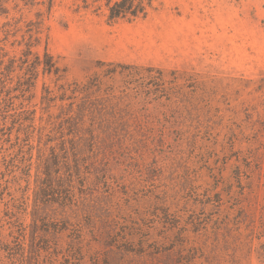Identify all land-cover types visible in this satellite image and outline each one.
Returning <instances> with one entry per match:
<instances>
[{"label": "rangeland", "instance_id": "374dc122", "mask_svg": "<svg viewBox=\"0 0 264 264\" xmlns=\"http://www.w3.org/2000/svg\"><path fill=\"white\" fill-rule=\"evenodd\" d=\"M107 12L0 4V264H264V0Z\"/></svg>", "mask_w": 264, "mask_h": 264}, {"label": "trees", "instance_id": "16d2710c", "mask_svg": "<svg viewBox=\"0 0 264 264\" xmlns=\"http://www.w3.org/2000/svg\"><path fill=\"white\" fill-rule=\"evenodd\" d=\"M4 0H0L2 4ZM86 6L96 5L97 9H100L102 6H105L107 9V17L111 22H117L120 20L134 21L139 18L145 17L150 9L153 8L154 3L157 0H80ZM30 54V50L28 51ZM47 60L44 61V70L55 74H58L60 68L56 65V62L53 61V57L46 53ZM37 62H34L31 70L34 71L38 65H40V58L38 56ZM34 75L33 78H35ZM33 84H31L32 86Z\"/></svg>", "mask_w": 264, "mask_h": 264}]
</instances>
